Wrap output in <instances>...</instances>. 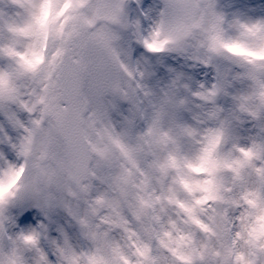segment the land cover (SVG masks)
<instances>
[{
    "label": "snow or ice",
    "instance_id": "snow-or-ice-1",
    "mask_svg": "<svg viewBox=\"0 0 264 264\" xmlns=\"http://www.w3.org/2000/svg\"><path fill=\"white\" fill-rule=\"evenodd\" d=\"M0 264H264V0H0Z\"/></svg>",
    "mask_w": 264,
    "mask_h": 264
}]
</instances>
